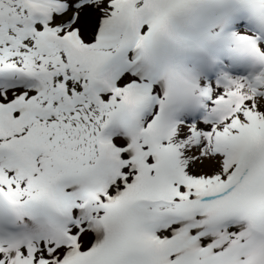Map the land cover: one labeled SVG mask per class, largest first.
<instances>
[{"label":"snow or ice","instance_id":"obj_1","mask_svg":"<svg viewBox=\"0 0 264 264\" xmlns=\"http://www.w3.org/2000/svg\"><path fill=\"white\" fill-rule=\"evenodd\" d=\"M191 7L0 0V264H264V45L246 76L121 78Z\"/></svg>","mask_w":264,"mask_h":264},{"label":"bare ground","instance_id":"obj_2","mask_svg":"<svg viewBox=\"0 0 264 264\" xmlns=\"http://www.w3.org/2000/svg\"><path fill=\"white\" fill-rule=\"evenodd\" d=\"M243 3L248 4L250 8L256 10L264 9V0H192V7L186 14H181L173 19V37L158 36L147 53L140 49L128 54L130 56V71L135 79H144V82L159 89L162 94L168 78L175 73H190L199 77L201 81H216L220 75L215 76L213 69L205 62L195 47L194 43L202 42L207 48L218 37V33L224 30L221 21L219 7L223 5L230 10L231 4ZM230 26L234 29L230 47L226 46L219 52H208L210 57L218 59V67H223L225 72L231 76H246L258 70L257 65L250 55H237L235 48H231L233 41L242 39L244 45H249L247 38L253 39L258 46L264 45V27L260 22H236L233 17L241 15V11H230ZM257 11V20H261L264 12ZM187 26L186 30L181 32L177 21ZM243 31L237 34V30ZM225 31H227L225 29ZM251 32L249 37L247 33ZM248 47V46H247ZM129 49V48H128ZM131 49V48H130ZM127 51V50H126ZM213 58V59H214ZM222 58L224 60H222ZM143 82V81H142ZM141 82V83H142Z\"/></svg>","mask_w":264,"mask_h":264},{"label":"rangeland","instance_id":"obj_3","mask_svg":"<svg viewBox=\"0 0 264 264\" xmlns=\"http://www.w3.org/2000/svg\"><path fill=\"white\" fill-rule=\"evenodd\" d=\"M177 21V23H178V26H179V30H181V32H183V31H185L186 30V28H187V26L186 25H184L182 22H180V21H178V20H176ZM147 30H148V26L147 25H145V27H144V29L142 30L144 33H146L147 32ZM243 31H240L239 29L237 30V34H240V33H242ZM131 48V49H130ZM128 50H130V53H133L134 54V51H136V47H134V46H131V47H129V49H127V51H125V57H126V59H127V61H128V64H130V62H131V60H130V56H129V54H128ZM131 69H130V65H128V70H126V71H124L123 73H122V76H121V78H123V76H133V73H132V71H130ZM234 77H237V76H234ZM139 80H141V82L142 83H145L144 82V79H141V78H138Z\"/></svg>","mask_w":264,"mask_h":264}]
</instances>
